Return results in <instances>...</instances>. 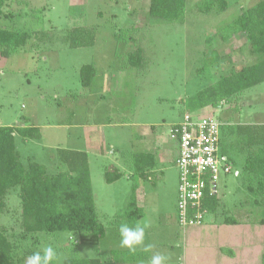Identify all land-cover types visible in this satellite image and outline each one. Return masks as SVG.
I'll return each instance as SVG.
<instances>
[{"label":"rangeland","instance_id":"374dc122","mask_svg":"<svg viewBox=\"0 0 264 264\" xmlns=\"http://www.w3.org/2000/svg\"><path fill=\"white\" fill-rule=\"evenodd\" d=\"M197 1L186 0L184 16L177 22L149 17V0L5 3L7 16L1 23L34 34L24 47L0 56V126H37L38 138L23 140L14 134L19 159L40 163L51 174L60 166L56 148L85 151L96 213L105 226V236L98 242L68 232L38 233L20 241L19 197L17 188H11L0 213V230L18 245L17 264H26L27 257L48 245L58 252L55 264L67 257H98L102 264H149L155 254L167 257L166 264H221L225 256L218 253L221 244L236 248L235 259L227 264H262L264 225L250 222L260 207L232 174L220 178L222 205L217 214L208 213L205 223L185 229L176 220L178 170L170 126L187 111L189 96L220 75L264 57L248 53L242 33L222 37V29L241 8L259 0H227L220 13L199 12ZM76 27L92 30L93 45L70 47L67 35ZM138 48L142 63L134 67L128 54ZM84 64L95 69L88 87L82 86L79 75ZM190 113L214 116L233 126L264 125V82L217 108ZM141 149L159 150L151 179L141 177L129 162L130 153ZM233 164L239 169L241 157ZM111 167L121 175L108 183L104 173ZM132 186L144 191L137 222L145 229L144 243L134 251L121 246L119 235ZM223 209L244 223L223 224L225 228L214 224L222 219ZM212 225L220 229L213 230ZM148 245L152 247L146 249Z\"/></svg>","mask_w":264,"mask_h":264},{"label":"trees","instance_id":"16d2710c","mask_svg":"<svg viewBox=\"0 0 264 264\" xmlns=\"http://www.w3.org/2000/svg\"><path fill=\"white\" fill-rule=\"evenodd\" d=\"M10 0H0V56L8 57L15 50L26 45L33 31L15 28L1 23L7 16L4 5ZM186 0H149L148 15L163 22L181 21L185 13ZM227 0H198L196 9L202 13L223 12ZM223 38H230L238 33L246 37L248 53H264V0L254 5L241 8L240 12L222 29ZM67 38L70 47H88L94 43L92 30L76 27L69 31ZM128 63L139 67L142 63L140 48L128 54ZM92 64L80 67V80L83 87H88L94 77ZM264 82V57L243 64L228 74L220 75L217 80L198 90L187 98L188 112L210 106L217 108L228 102L244 90ZM23 140L38 138L39 128L27 124L18 126H0V213L5 209V197L11 188H17L19 197V218H21L20 241L32 239L34 234H54L68 232L84 239L92 236L94 241L105 236V226L99 221L92 193L88 155L76 149L56 148L59 170L49 173L44 165L32 160L22 163L19 159L14 134ZM222 153L232 160L240 156L242 164L236 176L245 190L253 198V204L260 209L256 219L251 220L264 225V125L236 126L222 122ZM228 149L231 153L228 154ZM129 162L141 177H148L147 170L155 165V153L149 151H132ZM121 173L117 168L105 171L106 182L115 181ZM204 205L209 214H217L221 207L219 197L208 196ZM225 207V206H224ZM143 213L137 204L136 187L132 186L129 200L124 212L125 222L129 227H136ZM222 219L216 222L236 225L244 223L230 213L222 210ZM216 218V217H215ZM217 219V218H216ZM36 240H33V245ZM18 245L9 238L5 230H0V264H17L15 254ZM222 252L233 255L230 248H221ZM126 253H130L126 251ZM264 264V252L262 254ZM62 264H102L98 257H67Z\"/></svg>","mask_w":264,"mask_h":264},{"label":"built area","instance_id":"2783aa9c","mask_svg":"<svg viewBox=\"0 0 264 264\" xmlns=\"http://www.w3.org/2000/svg\"><path fill=\"white\" fill-rule=\"evenodd\" d=\"M221 125L214 116L193 117L186 111L169 128V138L178 149L176 220L182 229L204 222L208 214L204 200L208 196L219 197L222 176L239 174L232 160L220 150Z\"/></svg>","mask_w":264,"mask_h":264},{"label":"clouds","instance_id":"9594fccd","mask_svg":"<svg viewBox=\"0 0 264 264\" xmlns=\"http://www.w3.org/2000/svg\"><path fill=\"white\" fill-rule=\"evenodd\" d=\"M119 235L121 246L134 251L136 247L143 245L145 229L141 226L129 227L127 224H121ZM151 247V245H148L146 249H150ZM167 259L163 255L155 254L151 257L149 264H166ZM57 260V250L53 246L48 245L27 257L26 264H55Z\"/></svg>","mask_w":264,"mask_h":264},{"label":"crops","instance_id":"0c3cea01","mask_svg":"<svg viewBox=\"0 0 264 264\" xmlns=\"http://www.w3.org/2000/svg\"><path fill=\"white\" fill-rule=\"evenodd\" d=\"M87 133H89V131H87ZM172 140V139H171ZM172 142L174 143L173 145V147H175V150H176V156H177V154H178V149H177V143L174 141V140H172ZM171 147H172V145H171ZM148 149V148H147ZM137 151H149V152H153V153H155V160H156V162H155V165H156V163H157V161H158V158H159V153H158V149H152V150H137ZM154 167V166H153ZM153 167H152V169H151V171H148V173H149V175H148V177H147V179H151L150 178V173L151 172H153ZM153 184H154V186H155V183L154 182H152ZM137 189V188H136ZM143 192L144 191H142L141 193H139V192H137L136 191V198H137V204L140 206V204H141V202H142V200L144 199V197H142V195H143ZM215 221V220H214ZM203 223H205V222H203ZM202 223V224H203ZM214 224H216V221L214 222ZM217 224H218V226H222L221 228H225L224 226H223V224L224 223H219V222H217ZM201 225V224H200ZM226 225H229V224H226ZM237 225H239V224H236V225H229V227L230 226H232V227H236ZM218 228V230L220 229L219 227H215V225H212V227H211V229H213V230H216ZM226 228H228V227H226ZM228 230V229H227ZM230 241L232 242L233 240H229V243H230ZM235 243H237V242H235ZM221 248H230L231 249V251L233 252V255H228V254H226V253H224V252H222V250H221ZM218 253H222V254H224L225 256H224V258H222V259H220V263L221 264H227L228 263V261H231V260H233V259H235V257H236V248H233L232 246H230V244L227 246V247H225L224 245H219L218 246ZM214 255H212V257H213Z\"/></svg>","mask_w":264,"mask_h":264}]
</instances>
